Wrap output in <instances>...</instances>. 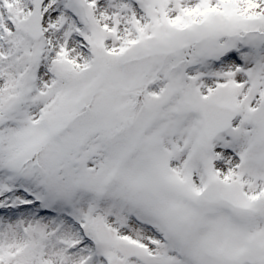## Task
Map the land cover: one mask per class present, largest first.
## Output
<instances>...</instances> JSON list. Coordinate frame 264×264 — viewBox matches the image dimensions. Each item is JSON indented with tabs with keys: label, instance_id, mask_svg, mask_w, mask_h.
I'll return each mask as SVG.
<instances>
[{
	"label": "snow or ice",
	"instance_id": "obj_1",
	"mask_svg": "<svg viewBox=\"0 0 264 264\" xmlns=\"http://www.w3.org/2000/svg\"><path fill=\"white\" fill-rule=\"evenodd\" d=\"M0 264H264V0H0Z\"/></svg>",
	"mask_w": 264,
	"mask_h": 264
}]
</instances>
